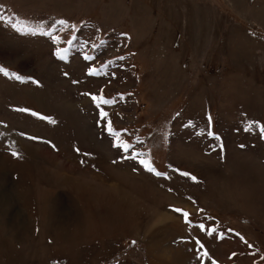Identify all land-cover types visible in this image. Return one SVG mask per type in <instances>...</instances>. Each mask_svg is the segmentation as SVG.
<instances>
[{
  "label": "rangeland",
  "instance_id": "rangeland-1",
  "mask_svg": "<svg viewBox=\"0 0 264 264\" xmlns=\"http://www.w3.org/2000/svg\"><path fill=\"white\" fill-rule=\"evenodd\" d=\"M0 64V264H264V0H0Z\"/></svg>",
  "mask_w": 264,
  "mask_h": 264
},
{
  "label": "snow or ice",
  "instance_id": "snow-or-ice-1",
  "mask_svg": "<svg viewBox=\"0 0 264 264\" xmlns=\"http://www.w3.org/2000/svg\"><path fill=\"white\" fill-rule=\"evenodd\" d=\"M59 23L61 25H64L65 23H67V21L60 20ZM57 54L58 55L61 54V50L60 49L57 50ZM61 58H63V56H61ZM85 58L88 59V57H85ZM119 59L122 60V59H124V57L121 56V57H119ZM111 62L112 61H109V63H111ZM97 71H98L97 69L90 68L89 69V74H95ZM0 73H3L6 76H12L15 79L20 80V81H24L25 79H31L30 76L29 77H25V76L19 75L17 72H11V71H9V69L6 68V67H4L2 64H0ZM65 75H67V73H65ZM35 82L38 83V81H35ZM89 95H91V94L89 93ZM122 96H123V94H121V98H122ZM92 100H94V101L103 100V103L104 104H113V103L116 102L115 99H105L101 95H92ZM98 107H99V105H98ZM20 111H29V109H20ZM32 114L33 115H39L38 113H35V112H33ZM101 115L107 120V131L109 132V134L112 135L113 137H118L120 135V133L117 132V131H115L113 129L111 120L108 119V115L109 114L106 111H102L101 112ZM178 115H179V113H177V116ZM40 118L41 119L48 120L50 123H53V124L56 123V121L52 117H50V116H41ZM209 123H211V116L210 115H209ZM245 130H247V129H245ZM260 130H261L262 133H264V125H260ZM125 131H127V130H125ZM208 134L209 135H215V133H213V132H209ZM137 139H139V138H137ZM116 146L118 148H123L125 151H128L132 147V145L129 142H127V141H118L117 144H116ZM241 147H243V145H241ZM13 155H18V153H15L14 152ZM140 155H142V153H138L137 152V153H134L130 158L135 159V158H137ZM140 163L142 165H144L148 169V171H150V172H156V175H158V176H161V175L166 176L167 175L166 173L156 171L155 168L151 165V163H148L145 160H140ZM182 175L189 176L190 174L187 173V172H184V173H182ZM192 179L195 180L196 177H192ZM169 191H171V189H169ZM174 211H176V212H182V215L185 218L186 222H189L190 223V221H188L189 213L183 211L180 208H175ZM200 211H203V210L201 209ZM199 227L201 229H203L204 228V225L201 224V225H199ZM213 231H215V229H213ZM237 235H239V234H237ZM241 239L243 240V237H241ZM132 243H135V241H133ZM196 243H200V242L199 241H196ZM200 247L203 249L204 248V245L203 244H200ZM204 255H207V252L206 251L204 252ZM213 264H215V262H213Z\"/></svg>",
  "mask_w": 264,
  "mask_h": 264
}]
</instances>
